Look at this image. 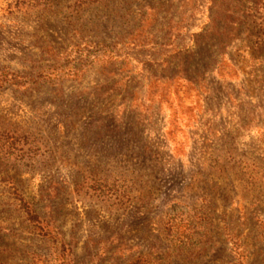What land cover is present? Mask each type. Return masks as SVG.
Segmentation results:
<instances>
[{"label": "rangeland", "instance_id": "rangeland-1", "mask_svg": "<svg viewBox=\"0 0 264 264\" xmlns=\"http://www.w3.org/2000/svg\"><path fill=\"white\" fill-rule=\"evenodd\" d=\"M0 264H264V0H0Z\"/></svg>", "mask_w": 264, "mask_h": 264}]
</instances>
